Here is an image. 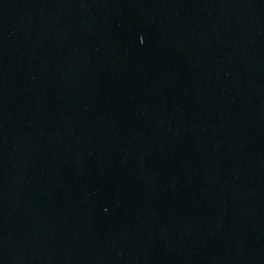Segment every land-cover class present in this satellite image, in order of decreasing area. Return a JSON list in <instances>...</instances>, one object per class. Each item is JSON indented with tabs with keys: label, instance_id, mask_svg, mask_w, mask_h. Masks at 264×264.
Returning <instances> with one entry per match:
<instances>
[{
	"label": "water",
	"instance_id": "1",
	"mask_svg": "<svg viewBox=\"0 0 264 264\" xmlns=\"http://www.w3.org/2000/svg\"><path fill=\"white\" fill-rule=\"evenodd\" d=\"M0 264H264V0H0Z\"/></svg>",
	"mask_w": 264,
	"mask_h": 264
}]
</instances>
